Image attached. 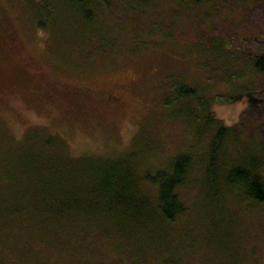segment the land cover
Returning <instances> with one entry per match:
<instances>
[{
  "label": "rangeland",
  "instance_id": "obj_1",
  "mask_svg": "<svg viewBox=\"0 0 264 264\" xmlns=\"http://www.w3.org/2000/svg\"><path fill=\"white\" fill-rule=\"evenodd\" d=\"M35 1L0 0V264H264V202L229 180L264 187V0Z\"/></svg>",
  "mask_w": 264,
  "mask_h": 264
},
{
  "label": "trees",
  "instance_id": "obj_2",
  "mask_svg": "<svg viewBox=\"0 0 264 264\" xmlns=\"http://www.w3.org/2000/svg\"><path fill=\"white\" fill-rule=\"evenodd\" d=\"M36 1H35V4H38L41 7L42 0H36ZM51 1H58V0H51ZM66 1L69 3H72L73 5H75V7H82L89 2V0H66ZM232 1H240V0H193V2L196 5H200V6L208 2H215V3L229 2L231 3ZM44 3H45L44 8L49 18L50 16L53 15L52 13L54 11L52 7V2L50 3V1L44 0ZM45 22H46L45 20L44 21L42 20V22H38V25H44L46 24ZM2 26L3 25L0 24V49L8 50V47L11 48L10 46L11 44H10V41L7 40V38L4 35H2V32H4ZM252 60H253L252 69L255 72L263 74L264 73V53H260V54L258 53L254 55ZM243 100L247 101V105L251 110L261 111L264 108V101H256L250 95H247ZM237 102H239V98H234L231 103L235 104ZM224 129L225 128H220L218 130V133L216 134L215 139L213 141L211 150H213L214 147H218L223 136L225 135ZM45 135L46 133L43 134V136ZM48 138L49 139H46L47 141L43 142L44 144L46 143L48 145L52 143L59 144L61 142L59 139H58L59 143L53 142V138L55 137H52V136ZM184 168L185 167L183 165L177 163L175 165V169L173 170V173H172L173 175L171 174L172 177L167 179L166 181H164L163 179L168 178V177L163 175L162 172L159 173V176H160L159 180L155 184L159 185L161 205L163 206L162 209L165 212H167L166 210L172 209V206L176 208L178 213L183 211L182 207L179 204L173 205V203L179 201L178 195L175 193V190L178 185H181L182 183L181 180L185 176ZM126 176L128 177V174ZM117 177H118L117 179H123V180L127 178V177L125 178L119 175H117ZM229 180L232 183H235V182H241L242 184L245 183L248 188V193L250 195L249 197L254 199L257 202H264V187L259 177H253L250 175V173L248 174L246 172L245 174H243L239 169H234L232 171V175L229 176ZM119 200H121V197L119 198ZM173 217H174V214L172 213V215H170L169 218L172 219Z\"/></svg>",
  "mask_w": 264,
  "mask_h": 264
}]
</instances>
